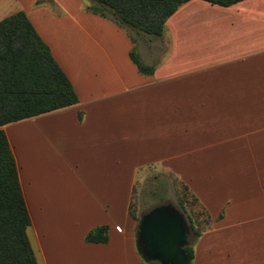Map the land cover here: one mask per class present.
<instances>
[{"label": "crops", "instance_id": "0c3cea01", "mask_svg": "<svg viewBox=\"0 0 264 264\" xmlns=\"http://www.w3.org/2000/svg\"><path fill=\"white\" fill-rule=\"evenodd\" d=\"M84 7L0 0V20L25 12L78 98L21 123L68 151L69 173L51 179L41 161L17 160L37 263L145 264L129 206L137 176L154 167L205 214L191 264H264V0L183 3L147 41L165 46L164 60L137 52L149 75L131 61L128 33ZM100 225L108 242L87 243Z\"/></svg>", "mask_w": 264, "mask_h": 264}, {"label": "trees", "instance_id": "16d2710c", "mask_svg": "<svg viewBox=\"0 0 264 264\" xmlns=\"http://www.w3.org/2000/svg\"><path fill=\"white\" fill-rule=\"evenodd\" d=\"M189 0H84L85 11L110 20L123 28L133 42L131 61L142 74H152L136 52L135 37L160 38L164 24L177 8ZM230 6L242 0H203ZM41 3V2H38ZM78 103L77 95L50 49L42 41L25 12L18 11L0 20V264H38L27 229L30 215L21 189L18 166L3 126L67 108ZM185 189H188L185 186ZM193 196V195H192ZM195 202L197 199L193 196ZM184 215V200L178 199ZM155 207V206H153ZM129 215L135 220L129 206ZM189 260L200 235L191 217ZM87 243L108 242V226L100 225L85 236ZM145 264H159L145 262Z\"/></svg>", "mask_w": 264, "mask_h": 264}, {"label": "rangeland", "instance_id": "374dc122", "mask_svg": "<svg viewBox=\"0 0 264 264\" xmlns=\"http://www.w3.org/2000/svg\"><path fill=\"white\" fill-rule=\"evenodd\" d=\"M134 37L136 40V52L141 51L146 56V59L149 57L153 61L157 60L155 65L160 64L167 56L166 53H163L164 45L158 42L156 44L147 43L151 39L149 36L134 35ZM21 123L22 121L13 123L6 130L16 162L23 157V154H26L27 159L31 163L34 161L36 165H39V161L42 162V167L45 171L44 175H48L46 176L47 179H51L49 175L53 174H68L69 171L61 163L62 158L68 152L65 150L64 145L54 140L55 143L39 139L36 128L33 131L31 126H24ZM67 187L69 190V185ZM179 197L184 200L185 219L191 217L195 222L198 219L200 221L205 220L202 208L195 202L191 192L185 189V185L175 175L149 167L139 173L134 183L130 203L131 213L136 218L137 223L144 213L153 208V206L161 204H171L182 213L183 209H181L178 202ZM70 217L71 215L69 214L62 215V218ZM186 222H188L187 219ZM27 235L30 239L32 238L30 227L27 229Z\"/></svg>", "mask_w": 264, "mask_h": 264}, {"label": "water", "instance_id": "95a60500", "mask_svg": "<svg viewBox=\"0 0 264 264\" xmlns=\"http://www.w3.org/2000/svg\"><path fill=\"white\" fill-rule=\"evenodd\" d=\"M189 232L184 215L171 204H161L140 217L136 247L145 262L191 264L184 251Z\"/></svg>", "mask_w": 264, "mask_h": 264}]
</instances>
